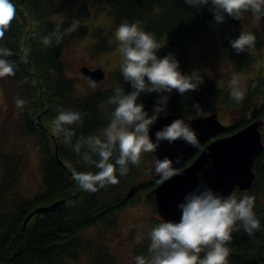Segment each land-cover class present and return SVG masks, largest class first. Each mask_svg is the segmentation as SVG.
<instances>
[{"label":"trees","instance_id":"trees-1","mask_svg":"<svg viewBox=\"0 0 264 264\" xmlns=\"http://www.w3.org/2000/svg\"><path fill=\"white\" fill-rule=\"evenodd\" d=\"M72 1L11 0L15 13L0 39V45L13 52L7 59L16 64L15 77L29 105L24 115L26 130L39 139L44 161L43 190L34 197L23 198L16 190L23 158L17 152L4 157L5 173L0 183V264H73L80 259V252L84 248L88 250L86 264H119L116 257L97 238L87 235V231L92 227L115 226L121 210L135 199L140 190L148 192L159 184V177L154 169L148 168V159L155 156L149 153L142 155L139 167L130 166L127 176L120 177L117 184L108 185L96 193L84 192L78 188L76 170L95 173L97 169L89 168L83 163L82 156L75 150V143L84 135L99 136V131L108 125L110 113L115 107L108 101L116 87L125 88L126 91L131 89L123 81L118 67L112 73L114 86L82 96L76 95L77 81L68 76L63 54L70 39H78L89 32L87 26L79 25L78 31L68 34L59 44L54 42L50 48L41 46L39 37L48 35L55 28L63 31L71 24L67 21L55 22L52 16ZM107 5L115 22L114 29L117 30L125 21L139 22L142 28L165 44L158 55L164 56L171 52L177 59L186 56L189 40H199L196 34L207 23L215 22L211 5L195 9L187 5L185 0H107ZM87 8L86 5L82 6L80 12L89 14ZM248 14L250 13H244L241 20L226 16V21L221 24L225 51L237 69L250 66L257 59L256 52L264 49V19L259 21V27L250 29L257 37L251 53H236L229 43L239 36L238 24ZM99 29L102 31V28ZM113 46L112 41L102 35L99 36L96 51L110 50ZM25 47L31 49L27 60L22 59V49ZM203 81L197 91L190 93L189 98L173 90L169 112L186 117L207 115L219 110L238 113V118L231 124H226L222 134L228 135L235 128L246 126L252 120L248 112L253 105V109L257 108V117L264 115V64L261 72L250 80L244 92V100L240 103L232 100L229 89L218 86L214 80ZM155 98V94L142 96L140 102L148 109L153 106ZM193 103L200 104L198 112L192 111ZM58 106L86 113L83 126L79 122L75 125L78 132L72 145L56 137L54 139L49 131V122L57 115ZM261 129L264 140V125ZM56 145L58 157L55 154ZM60 159L73 170L74 175L60 163ZM77 161L80 163L77 164ZM154 163L155 160L153 167ZM253 168L256 178L252 189L236 193L239 196L255 197L254 211L261 220V229L252 237L243 230L233 233V240L229 245V264H264V150L256 158ZM133 185L137 186L136 190L128 197V190ZM147 199L156 209L151 192H148ZM57 200L60 201L59 204L34 214L24 227L25 218L31 211ZM153 221V227L159 223L157 218ZM146 234L147 232L140 235L134 246L136 255H147L149 241Z\"/></svg>","mask_w":264,"mask_h":264},{"label":"clouds","instance_id":"clouds-1","mask_svg":"<svg viewBox=\"0 0 264 264\" xmlns=\"http://www.w3.org/2000/svg\"><path fill=\"white\" fill-rule=\"evenodd\" d=\"M185 3L195 9L211 5L217 25L224 23L226 16L241 20L244 13H250L257 21L264 19V0H185ZM14 13L11 0H0V39ZM78 27L73 22L63 31L55 28L48 35L39 37L38 41L43 48H50L54 42L59 44L68 34L78 31ZM116 35L123 53L120 75L131 90L114 89L108 102L115 107L103 129V138L84 135L75 143V150L82 156L83 163L97 169L95 173L76 170L78 188L84 192L96 193L108 185L117 184L120 177L127 176L130 166L139 167L142 155L156 152L162 142L173 145L182 140L197 151H204L196 131L182 118L163 125L155 132L154 141L150 137V130L157 121L169 115L173 90L189 98L190 93L203 84L200 70L183 73L174 53L159 56L165 44L142 28L139 22H122ZM256 40L255 33L248 31L241 32L229 43L236 53H251ZM30 51L28 47L22 49L23 60H27ZM12 55L9 48L0 45V78L15 75L16 64L7 59ZM92 83L96 81L93 79ZM230 88L232 100L242 102L245 94L238 78L230 82ZM152 94L156 98L148 110L140 98ZM25 104V100L17 98L18 109ZM200 107L199 103L191 105L194 112H198ZM56 111L57 115L49 122V131L58 140L72 145L78 132L75 125L79 122L83 126L86 113L66 110L62 106H58ZM182 162V156H178L175 162L169 157L156 160L154 172L159 182L164 183L177 175ZM178 208V221L161 218L147 231V255H136L134 264H229L233 233L243 230L252 237L261 229V220L254 211V196H239L235 191L223 195L203 182L185 195Z\"/></svg>","mask_w":264,"mask_h":264},{"label":"rangeland","instance_id":"rangeland-1","mask_svg":"<svg viewBox=\"0 0 264 264\" xmlns=\"http://www.w3.org/2000/svg\"><path fill=\"white\" fill-rule=\"evenodd\" d=\"M84 5L88 7L89 14L80 12ZM52 19L55 22H75L78 26L84 25L89 28V32L84 36L70 39L63 54L68 76L77 81L75 82L76 95L82 96L91 91L104 90L114 86L112 73L122 62L123 53L107 0H73L67 6L57 10ZM259 21L248 14L243 21L239 22L238 29L240 33L248 32L253 27H259ZM99 28H102V31H99ZM96 32H98L97 35ZM102 35L110 39L114 46L110 50L96 51L99 36ZM196 35L199 40H189L186 45V56L183 59H178L180 70L186 74L193 70H200L203 80H214L218 86L230 91H232L230 82L238 78L240 87L245 92L250 80L263 69L264 49L262 52H256L257 59L250 63V66L237 69L225 51L221 24L207 23V26ZM159 56L163 57L161 54ZM83 65L104 68L105 78L95 84L89 82L87 77L80 72ZM17 98L26 101L25 106L21 109L16 107ZM253 107L255 105L250 108L248 116H250ZM28 109V102L22 95L21 86L15 75L0 78V174L5 173L4 157L17 152L23 159L16 182V190L23 198L34 197L44 188V161L41 145L39 139L30 134L25 126L24 115ZM216 112L225 124H231L238 118L236 117L238 113L227 110ZM261 118L264 119V115ZM238 129V127L235 128L233 132ZM98 134L103 136V129ZM153 160L156 161L155 156L148 159V168L154 169ZM148 192L142 189L137 193L135 199L121 210L115 226L111 228L92 227L87 231V235L97 238L116 257L119 264L134 262L136 242L139 241L140 235L145 234L148 229L153 227L156 209L147 199ZM88 236L87 239H89ZM80 253V259L73 264H86L88 250L84 248Z\"/></svg>","mask_w":264,"mask_h":264},{"label":"water","instance_id":"water-1","mask_svg":"<svg viewBox=\"0 0 264 264\" xmlns=\"http://www.w3.org/2000/svg\"><path fill=\"white\" fill-rule=\"evenodd\" d=\"M92 83L93 79L99 82L105 78L102 67L89 68L83 65L81 71ZM257 108L250 112L252 121L231 134H222L227 125L218 117L217 112L195 117H186L177 113H170L167 118L161 117L150 130V137L155 140V132L163 125L170 124L174 119L182 118L188 121L196 131L203 152L177 140L173 145L162 142L156 152L152 153L156 159L169 157L174 162L178 156L183 157L179 172L164 183L157 184L150 192L156 202V218L168 221H178L180 211L178 205L186 194L191 192L198 184L203 182L217 193L228 195L233 191H248L252 189L256 178L254 162L264 150L263 132L264 119L257 117ZM55 154L58 157L57 145ZM68 171L74 175L73 170L64 164ZM136 185L130 187L128 197L136 190ZM57 200L50 205L38 206L25 218L24 227L29 219L36 213L48 210L59 204Z\"/></svg>","mask_w":264,"mask_h":264},{"label":"flooded vegetation","instance_id":"flooded-vegetation-1","mask_svg":"<svg viewBox=\"0 0 264 264\" xmlns=\"http://www.w3.org/2000/svg\"><path fill=\"white\" fill-rule=\"evenodd\" d=\"M90 68H94V67H90ZM97 68V67H96ZM51 136L55 139V136H53L52 134H51ZM2 174H4V173H1L0 174V182L3 180V178H4V175L2 176Z\"/></svg>","mask_w":264,"mask_h":264}]
</instances>
